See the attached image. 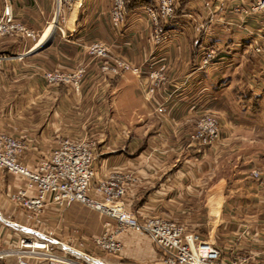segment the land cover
Returning <instances> with one entry per match:
<instances>
[{"label":"crops","instance_id":"0c3cea01","mask_svg":"<svg viewBox=\"0 0 264 264\" xmlns=\"http://www.w3.org/2000/svg\"><path fill=\"white\" fill-rule=\"evenodd\" d=\"M246 1L179 0L165 26L167 38L153 44L146 4L127 0L125 21L114 28L111 0H9L15 17L37 37L0 38V130L23 141L21 160L29 167L62 137L93 140L92 184L132 173L136 181L124 200L137 218L182 224L211 256L264 263V186L248 176L264 168V55L251 48H264V14L231 12L230 5ZM3 6L0 0V14ZM94 41L106 44L112 58L150 69L164 64L167 80L152 98L166 111L153 110L131 72L102 73L103 59L84 48ZM206 45L217 49L218 65L201 69ZM78 68L85 69L79 90L42 76L45 69ZM205 114L218 119L219 138L190 141ZM24 181L0 171V249L40 232L105 264H160L156 246L134 230L118 234L120 254L97 251L90 240L115 221L77 201L61 208L47 203L40 214L11 201ZM214 183L222 189L208 200ZM2 263L14 264L15 256Z\"/></svg>","mask_w":264,"mask_h":264},{"label":"built area","instance_id":"2783aa9c","mask_svg":"<svg viewBox=\"0 0 264 264\" xmlns=\"http://www.w3.org/2000/svg\"><path fill=\"white\" fill-rule=\"evenodd\" d=\"M178 1L149 0L143 6L150 20L153 44H162L167 38L165 26L172 20ZM3 2L0 38L24 36L35 39L37 32L15 17L9 0ZM125 6L126 0H112L109 17L114 28L123 25ZM230 10L241 16L264 14V0L234 3ZM84 48L90 54L104 59L100 66L103 73L121 75L129 71L137 76L140 79L138 88L144 99L152 102L153 110L159 114L166 111L165 104L156 103L152 98L158 87L167 80L164 64L150 69L148 65H135L127 60L112 58L109 47L100 41H94ZM251 48L254 52L264 55V48L260 44H253ZM216 55L217 49L206 45L199 68L206 69L218 65ZM84 73V68L72 72L54 69L44 70L42 76L48 84H71L75 90H79ZM218 125L215 116L204 115L195 123L189 133V139L201 144L214 143L219 138ZM24 147L22 140L8 132L0 131V171L5 170L25 180L21 187L10 194L9 199L21 203L35 214H40L47 203L61 208L77 201L114 220L115 226L110 231H103L93 237L96 248L120 254L123 245L117 238L118 234L134 230L148 236L156 246L160 264H248L243 256H234L227 260L211 256L204 251L203 242L194 232L185 230L182 224L167 217L148 216L142 220L137 218L133 212L126 209L124 200L128 186L136 181L132 173L117 172L92 184L95 147L93 140L62 137L48 155L30 167L21 160ZM249 178L264 186V168L250 170ZM7 256H15L14 264H105L101 259L84 251L74 250L40 232L36 235H25L19 240L16 248L0 249V264H3L2 259Z\"/></svg>","mask_w":264,"mask_h":264},{"label":"rangeland","instance_id":"374dc122","mask_svg":"<svg viewBox=\"0 0 264 264\" xmlns=\"http://www.w3.org/2000/svg\"><path fill=\"white\" fill-rule=\"evenodd\" d=\"M126 2H127V0H126ZM111 3H112V0H111ZM231 6V5H230ZM125 10H126V6H125ZM125 13H126V11H125ZM25 24V23H24ZM27 26V25H26ZM28 27V26H27ZM8 38H13V37H8ZM151 38V37H150ZM95 56V55H94ZM96 57H98V56H96ZM202 57V56H201ZM103 59V58H102ZM103 61H104V59L101 61V63L99 64V67L101 66V64L103 63ZM200 61H201V59H200ZM200 61H199V64H200ZM199 64H198V68H199ZM203 69H205V68H203ZM45 70H48V69H45ZM100 71H101V69H100ZM102 72V71H101ZM43 73V72H42ZM103 73V72H102ZM113 76H117V75H113ZM47 83V82H46ZM51 85H59V84H51ZM205 115H212V116H214L213 114H205ZM204 116V115H203ZM202 117V116H201ZM216 117V116H215ZM196 122H197V120H196ZM195 122V123H196ZM218 124H219V122H218ZM194 126H195V124H194ZM218 127H219V125H218ZM194 128V127H193ZM0 131H4V130H0ZM192 131V130H191ZM5 132H7V131H5ZM191 141V140H190ZM248 176H249V173H248ZM221 185L222 184H216V183H214L213 184V186H210L208 189H207V191H206V196H207V199L208 200H213V198H215L216 196H217V194L221 191V189H222V187H221ZM85 206V205H84ZM86 207H88V206H86ZM88 208H90V207H88ZM90 209H92V208H90ZM93 211H96V210H94V209H92ZM97 212V211H96ZM90 244H92V246L93 247H95L96 248V246H94V244H93V241L92 240H90ZM96 250V249H95ZM97 251H100L101 253H103V254H113V253H109V252H106V251H103V250H101L100 248H97ZM114 255H116V254H114ZM149 264H154L153 262L152 263H149Z\"/></svg>","mask_w":264,"mask_h":264},{"label":"trees","instance_id":"16d2710c","mask_svg":"<svg viewBox=\"0 0 264 264\" xmlns=\"http://www.w3.org/2000/svg\"><path fill=\"white\" fill-rule=\"evenodd\" d=\"M133 2L137 3H141V4H147L149 2V0H131Z\"/></svg>","mask_w":264,"mask_h":264}]
</instances>
